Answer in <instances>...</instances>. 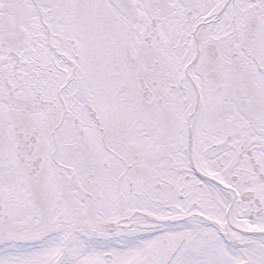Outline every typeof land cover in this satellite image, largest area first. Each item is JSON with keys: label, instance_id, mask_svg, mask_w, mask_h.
Segmentation results:
<instances>
[{"label": "snow or ice", "instance_id": "snow-or-ice-1", "mask_svg": "<svg viewBox=\"0 0 264 264\" xmlns=\"http://www.w3.org/2000/svg\"><path fill=\"white\" fill-rule=\"evenodd\" d=\"M0 264H264V0H0Z\"/></svg>", "mask_w": 264, "mask_h": 264}]
</instances>
